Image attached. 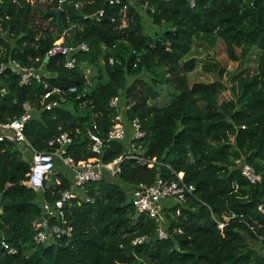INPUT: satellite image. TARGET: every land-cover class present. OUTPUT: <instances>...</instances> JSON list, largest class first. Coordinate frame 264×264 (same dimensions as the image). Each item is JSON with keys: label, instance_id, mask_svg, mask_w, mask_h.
Returning a JSON list of instances; mask_svg holds the SVG:
<instances>
[{"label": "trees", "instance_id": "trees-1", "mask_svg": "<svg viewBox=\"0 0 264 264\" xmlns=\"http://www.w3.org/2000/svg\"><path fill=\"white\" fill-rule=\"evenodd\" d=\"M58 1L41 8L32 0H0V62L14 59L43 67L48 76L41 77L50 86L75 87L76 93L45 111L40 83L20 86L17 77L4 73L0 122L18 117L28 104L37 114L30 116L24 134L37 150L48 151V141L67 132L68 155L76 162L87 160L94 154L85 130L95 123L105 138L113 117L109 100L121 91L130 105L127 119L137 118L145 133V156L161 165L148 169L128 159L116 181L86 184L91 202L66 203L72 237L37 246L31 225L41 215L42 195L28 184V161L12 142H1L0 264H264V215L257 211L264 202V0H196L193 7L184 0H120L114 6L103 0H65L80 7L75 13L61 12L56 25L48 12ZM142 9L154 36L144 33ZM100 10L103 15L96 20ZM62 37L67 46L89 47L74 55L72 69L64 67V57L46 58L45 48ZM218 40L232 62L258 51L254 71L232 78L229 74L228 86L222 81L227 72L217 63L206 64L203 69L218 79L190 85L188 74L196 60L186 57L193 44L214 47ZM87 67L97 73L92 86L87 84ZM162 86L173 92L165 104L156 101ZM227 91L231 99L220 101ZM123 150L122 143L112 142L104 160ZM239 158L261 176L259 184L250 185L240 175ZM167 167L182 172L194 191L179 206V215L169 203L163 207L170 238L156 240L154 222L137 214L127 195L137 184H152L157 174L173 180ZM56 176L60 184L44 195L50 201L69 188L66 176ZM211 213L216 221H225L231 213L241 217L221 232ZM139 237L150 240L133 245ZM2 241L13 252L4 249Z\"/></svg>", "mask_w": 264, "mask_h": 264}, {"label": "built area", "instance_id": "built-area-1", "mask_svg": "<svg viewBox=\"0 0 264 264\" xmlns=\"http://www.w3.org/2000/svg\"><path fill=\"white\" fill-rule=\"evenodd\" d=\"M64 0H59V4ZM109 6L120 4V0H103ZM170 1V0H160ZM190 7H193L196 0H184ZM80 7L75 4V9ZM126 6H123V10ZM103 15V11H98L94 17L98 20ZM89 47L86 43H79L67 46L63 42H54L47 48L46 58L56 56L64 57V67L72 69L75 66V54L88 52ZM110 64L112 61H109ZM4 73H9L18 78L20 86L29 85L37 82L42 85V96L40 104L45 111H51L60 107L66 102L68 94L76 93L75 87L63 89L58 86H50L45 82L40 73V68L25 66L14 59L6 62H0V77ZM6 93L5 89L1 90V95ZM84 95H82L83 97ZM123 94L112 97L109 100L108 107L113 111L111 126L105 138L100 137L98 125L92 123L85 130L86 136L90 143V150L94 154L93 158L76 162L68 155L67 148L71 144V138L67 132H61L48 141L49 150H37L26 138L24 128L30 120L31 107L23 104L24 112L18 117L0 122V143L10 141L17 150L23 155V158L29 161V171L27 174L28 184L34 190L42 195L40 203L41 215L32 222L33 241L37 246H50L60 241H68L72 237V228L68 225L66 219V203L70 200L77 199L84 202H91L86 195L85 186L88 183L101 181L102 179H117L121 173L122 163L125 160H136L139 165L148 169L157 168L161 165L156 158L145 156V147L141 143L145 133L137 118L127 119L126 114L130 110V105L122 98ZM78 94L76 99H80ZM120 142L124 145L121 155L112 159L104 160L106 150H109L112 142ZM104 152L102 158L101 153ZM26 156V157H25ZM28 156V157H27ZM71 173L69 188L64 191H58L57 197L52 201L44 195L45 191L59 185L61 179L56 176V162ZM173 175V180H165L160 174L156 175L154 182L150 185L137 184L131 190L129 201L137 214L143 213L150 218L156 227L153 239L166 240L170 238L167 221L163 214V207L169 203L170 208L175 207V215L180 214L179 206L184 205L188 196H192L194 187L187 185L183 180L182 172H174L167 167ZM236 169L240 175L246 179L250 185H257L261 182V176L248 165L244 158L236 161ZM57 174H59L57 172ZM80 190L83 194H80ZM257 211L264 215V202L257 206ZM211 217L215 220L211 213ZM240 215L234 213L225 217V221H216L217 229L223 231L229 221L240 218ZM150 238H136L132 244L138 245L149 241ZM1 246L9 252H13L7 244L2 241Z\"/></svg>", "mask_w": 264, "mask_h": 264}, {"label": "rangeland", "instance_id": "rangeland-1", "mask_svg": "<svg viewBox=\"0 0 264 264\" xmlns=\"http://www.w3.org/2000/svg\"><path fill=\"white\" fill-rule=\"evenodd\" d=\"M31 3L33 4V6L44 8L46 1L32 0ZM141 16L144 21V28H143L144 33L147 35L154 36L153 34L154 26L150 22L148 15L143 9L141 10ZM48 23L49 21H47L45 24L47 25ZM57 41H59V39H57ZM238 52L239 50H236V53ZM257 56H258V51H255L251 54V56H249L247 60H243L239 62H232L231 60L228 59L225 53V46L220 40L217 41L214 47H209L204 43L195 42L192 46L191 52L186 57V59L195 58L196 60V68L193 72L188 74V82L190 85H192L193 83H197V82L209 83V82L217 80L218 77L216 74L207 72L202 67V66H205L206 64L210 65L213 63H217L228 74L223 77L222 81L225 82L228 86H230L228 82V80L230 79L229 74H231V78H232L238 75H245L247 73H252L256 67ZM43 69H44L43 67L40 68V73L46 74V76H48L47 73L44 72ZM85 76H86L88 86H92L96 83V78H97L96 71H93L87 67V70L85 71ZM172 93L173 92L171 89L167 88L166 86H162L160 88V98H158L156 101L159 104L168 103L171 99ZM229 99H231V94L229 91L224 92L220 95V101H226ZM36 114H37L36 111H33L30 113V116L32 117L33 115H36ZM57 167H59V170L62 175L66 176L67 178L71 177V173L67 171L65 168H62L60 164H58ZM112 181H116V180L112 179ZM78 191L80 194H83L80 190ZM130 195H131V191L127 195L128 200L130 199Z\"/></svg>", "mask_w": 264, "mask_h": 264}, {"label": "water", "instance_id": "water-1", "mask_svg": "<svg viewBox=\"0 0 264 264\" xmlns=\"http://www.w3.org/2000/svg\"><path fill=\"white\" fill-rule=\"evenodd\" d=\"M69 11L75 13V5L67 3L65 0L62 1L57 8H54L48 12L49 15L53 16L56 20V25L59 24L60 14L61 12ZM45 52H47V47L45 48ZM104 152L101 153L100 158H102Z\"/></svg>", "mask_w": 264, "mask_h": 264}, {"label": "crops", "instance_id": "crops-1", "mask_svg": "<svg viewBox=\"0 0 264 264\" xmlns=\"http://www.w3.org/2000/svg\"><path fill=\"white\" fill-rule=\"evenodd\" d=\"M41 1H43V0H41ZM44 1H46V2L48 3L50 0H44ZM68 33H69V31L64 32V33H63V37L66 36V38H67V37H68ZM63 37L60 38L59 41H56V42H63ZM27 157H28V156H27ZM58 164H60V162L57 161V162H56V171H55L56 174H57V172H58V173H61L60 170H59V167H57ZM61 167H62V166H61ZM62 168H63V167H62Z\"/></svg>", "mask_w": 264, "mask_h": 264}]
</instances>
